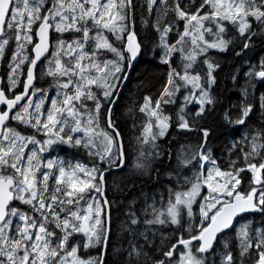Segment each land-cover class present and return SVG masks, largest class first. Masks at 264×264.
Wrapping results in <instances>:
<instances>
[{
  "label": "snow or ice",
  "instance_id": "obj_1",
  "mask_svg": "<svg viewBox=\"0 0 264 264\" xmlns=\"http://www.w3.org/2000/svg\"><path fill=\"white\" fill-rule=\"evenodd\" d=\"M138 11L143 27V13L154 15L155 47L138 39ZM258 43L264 0H0V264H264V56L248 60L242 83L228 77L241 99L223 123L249 131L228 146L226 166L208 126L221 103L216 57L244 59ZM155 48L165 77L135 106L128 161L112 106L133 62ZM193 133L195 147L173 148ZM140 178L162 191L139 210L128 202L116 229L128 246L114 244L106 193Z\"/></svg>",
  "mask_w": 264,
  "mask_h": 264
},
{
  "label": "trees",
  "instance_id": "obj_2",
  "mask_svg": "<svg viewBox=\"0 0 264 264\" xmlns=\"http://www.w3.org/2000/svg\"><path fill=\"white\" fill-rule=\"evenodd\" d=\"M139 2L143 3V0H139ZM185 2H188V0H185ZM153 11L155 12V9ZM141 16L142 12L138 11L136 28L139 40L144 41L145 44L155 47L154 42L157 39V36L151 26L154 15L152 17H148L146 12L143 13V16L148 19L147 27H143L141 25ZM168 18H171V13H169ZM159 52L160 49L155 48L154 52H150L148 55L141 58L121 95L112 117L113 122L118 126L124 138L128 161L135 160L137 155L135 135L139 131V121L142 114L138 112L135 106L142 102L145 95H157L160 85L165 77L166 66L159 62L157 56V53ZM262 56H264V45L258 43L255 51L249 52L248 56L244 59L231 55L230 53H220L216 57L222 65V70L219 72L218 76L217 88L215 89V91L218 92L221 103L217 107L212 119L208 122V126L211 127L214 132V134L209 137V144L211 145L213 155L220 159L221 164L224 166H226L228 161V146L233 141L239 140L241 136L249 131V129L237 131L235 128H227L223 123V112L227 111L231 105L237 104L241 99L239 90L233 86L228 77L233 71H236L240 74L238 82L242 83L243 73L247 70L248 60L251 59L252 63H256V61ZM47 79L48 78H41L37 82L43 83L44 86L47 87ZM17 91H19V89H17ZM262 93H264V87H261L258 84L256 88V95L259 96ZM103 111L104 110L102 108V115L100 118V125L102 127H104L105 124ZM134 122L136 123L135 127L133 126ZM258 124L259 113H257V118L250 127L255 128ZM239 127L242 128L243 126ZM198 141V135L195 133L189 134L187 137H181L178 141L173 142V148L175 150H179L181 145H192L195 147ZM116 183L120 185V187H123L120 180H116ZM141 189H143V191H141ZM160 191H162V189L155 183L147 182L146 178H140L137 179V186L132 188L130 191L120 192L117 189L115 192H107V195L110 198L114 197L116 201L112 207V227L114 233L112 241L114 244H121L124 247L128 246V234L124 233L121 235L116 232L120 223L125 219L124 212L126 211L128 202L135 198L137 200L136 208L139 210L146 196H151L154 193H159ZM255 221L260 222L258 217ZM170 231V229L164 230V236L167 237V241L175 240V236L169 235ZM228 239L230 243L234 245L233 237H228ZM138 242L143 243L142 240H138ZM215 247L216 246H214V248ZM177 251H179V249H177Z\"/></svg>",
  "mask_w": 264,
  "mask_h": 264
},
{
  "label": "water",
  "instance_id": "obj_3",
  "mask_svg": "<svg viewBox=\"0 0 264 264\" xmlns=\"http://www.w3.org/2000/svg\"><path fill=\"white\" fill-rule=\"evenodd\" d=\"M138 39H139V37H138ZM141 58H142V57H138V58H137V61L133 62L132 68H131V69L129 70V72H128V80L125 81V82H123V86H122V88H121V90H120V92H119V98L116 100L115 104L112 106V117H113V115H114L115 108H116V106H117V104H118V102H119V100H120V98H121V95H122V93L124 92V90H125V88H126L128 82H129V80H130V78H131V76H132V74H133L135 68L137 67L138 63L140 62ZM38 69H39V65H38ZM2 107H3V106H0V108H2ZM106 194H107V193H106Z\"/></svg>",
  "mask_w": 264,
  "mask_h": 264
},
{
  "label": "rangeland",
  "instance_id": "obj_4",
  "mask_svg": "<svg viewBox=\"0 0 264 264\" xmlns=\"http://www.w3.org/2000/svg\"><path fill=\"white\" fill-rule=\"evenodd\" d=\"M12 45H11V43H10V45H9V47H11ZM5 59H7V55H6V57H5ZM5 75V69H4V66L2 65V64H0V76H4ZM19 89V88H18ZM102 127V126H101ZM260 224V222H257V221H254V224H253V226L255 227V226H258Z\"/></svg>",
  "mask_w": 264,
  "mask_h": 264
}]
</instances>
